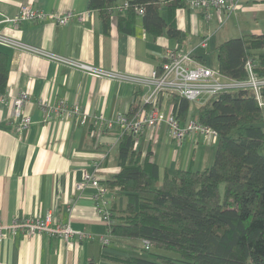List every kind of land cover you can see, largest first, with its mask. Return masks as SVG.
I'll return each mask as SVG.
<instances>
[{"label":"crops","instance_id":"obj_1","mask_svg":"<svg viewBox=\"0 0 264 264\" xmlns=\"http://www.w3.org/2000/svg\"><path fill=\"white\" fill-rule=\"evenodd\" d=\"M21 4L75 15L65 25L34 20L6 22L5 18L15 17ZM122 5L124 0L115 1L106 33L98 12L89 9L88 0H0V34L26 46L0 45L8 55L6 92L0 96V220L7 224L15 217H39L49 212L53 223H68L78 232L68 239L45 233L30 237L21 233L7 235L0 241V264H114L102 253L129 255L104 248L102 236L107 228L95 206V190L89 186L77 189L86 169L102 182L119 171V128L97 131L92 136V115L114 118L119 113L128 115L132 103L136 110L142 107L141 97L147 86L140 80L158 69L168 49L189 53L201 63L207 60L205 51L210 43L216 49L226 39L264 33V0H240L228 14L215 7H177L179 39L166 34L152 37L139 16L132 34L120 32L117 13ZM161 14L166 17L165 8ZM78 15L84 19L79 21ZM206 36L204 48L199 42ZM49 54L121 76H94L56 62ZM20 92L28 93L29 98L20 115L15 116L12 99ZM42 102L52 106L62 102L68 108L78 104L88 119L79 124L75 116L66 114L47 120V107ZM159 104L164 111H170V98L163 97ZM24 116L31 122L20 129L18 123ZM150 133L147 128L138 137V150L141 158L147 156L159 165L161 174L193 169L195 155L206 164L210 149L214 147L215 151V146L205 143L200 135L175 142L164 124L154 132V140ZM108 198L111 202L113 193Z\"/></svg>","mask_w":264,"mask_h":264},{"label":"trees","instance_id":"obj_2","mask_svg":"<svg viewBox=\"0 0 264 264\" xmlns=\"http://www.w3.org/2000/svg\"><path fill=\"white\" fill-rule=\"evenodd\" d=\"M115 1L88 0L106 33ZM124 1L127 6L117 13L120 32L132 34L139 16L152 37L179 39L175 9L187 6L183 0ZM247 61L255 75L264 76V33L241 34L216 46L214 68L222 75L246 79ZM7 62V53L0 49V96L6 92ZM260 94L264 100V87ZM170 100L181 121L190 118V101L177 95ZM136 109L132 103L128 118ZM193 115L217 132L210 166L161 174L156 162L132 148L136 135L123 131L117 142L119 171L105 181L118 187L109 204L112 221L106 233L116 239L147 240L150 248L179 257L150 253V248L142 250L151 258L103 252L113 263L264 264V105H258L252 91L237 90L213 95Z\"/></svg>","mask_w":264,"mask_h":264},{"label":"built area","instance_id":"obj_3","mask_svg":"<svg viewBox=\"0 0 264 264\" xmlns=\"http://www.w3.org/2000/svg\"><path fill=\"white\" fill-rule=\"evenodd\" d=\"M183 1L190 8L207 9L209 7H215L224 11L225 14L232 13L240 2V0ZM126 6L127 3L124 1V5L120 8ZM138 11H143V8L138 7ZM74 15L75 14L72 12L59 13L40 8H33L29 4H21L15 17L5 18V21L19 24L24 20H34L65 25ZM83 19V15H78L79 21H82ZM208 37L209 36H206L199 42L201 47H207ZM0 45L26 48V46L18 44L16 41L6 38L1 34ZM49 57L56 62L67 64L72 68H77L94 76H121L120 74L106 72L105 70L94 67L91 64L71 60L58 54H49ZM159 66L160 67L157 70L152 72L150 77L140 80V82L147 86V89L141 97L143 106L136 111V114L132 118H128L124 113H119L114 118H107L101 114H94L92 117L95 128L92 131V136H95L94 134H96L97 131L102 132V130H111L117 126L120 134L123 131H131L136 135L132 148L138 150V137L144 132V130L147 128L150 129L151 133L149 137L154 140V132L164 124L171 139L177 143H180L187 137L194 138L195 136L200 135L205 143L208 145H215L218 135L213 128L201 124L194 115L186 121H181L178 118L176 111L173 109V106L171 105L170 111L166 112L161 108L159 104L160 100L163 97L170 98L172 95H177L192 102L200 98V103H203L218 93L250 90L254 93L258 105H264V100L260 94V89L264 87V76L255 75L251 69L249 61L245 64L248 76L243 80L233 79L222 75L216 68L204 63L196 62L193 59V56L189 53H180L174 49H168L165 52L164 61L161 62ZM28 98V93L20 92L12 99V112L15 116L20 115L21 108ZM42 106L47 107L45 115V119L47 120H50L54 115L63 116L66 114L75 116L77 122L80 124L85 123L88 119V114L78 104H74L68 108L62 102L55 106L42 102ZM51 109L52 112H50ZM30 122V117L24 116L20 119L18 127L20 129L26 128ZM88 186L95 190L93 197L96 201L95 206L97 211L101 213L103 223L108 227L112 221L109 211L110 200L108 195L110 193L114 194V191H116L118 187H110L106 182L99 180L93 171L86 169L83 171L82 180L77 183V189L83 190ZM18 233L28 237L45 233L50 236H60L68 239L70 235L78 232H75L68 223H53L52 215L49 212L39 217H15L7 224L0 220V241L7 235L14 236ZM109 242L110 239L107 233L106 236L102 238V244L106 245ZM141 242L143 248H150V244L147 240H141Z\"/></svg>","mask_w":264,"mask_h":264},{"label":"rangeland","instance_id":"obj_4","mask_svg":"<svg viewBox=\"0 0 264 264\" xmlns=\"http://www.w3.org/2000/svg\"><path fill=\"white\" fill-rule=\"evenodd\" d=\"M231 20H233V19H230V21ZM232 25L236 26V23L234 22ZM215 51H216V49L210 43L209 49L207 51H205L206 54H208V57L206 58L207 60L204 64H207L208 66L215 67V65H216V52ZM200 101H201L200 98H198L196 101H193V102L190 101L188 117H191L194 113H196L197 107H198V105H200ZM63 116H65V115H63ZM213 146H215V145L213 144ZM213 154H214V147L212 149H210V159L208 160V162H206V164H203L200 161L199 157L197 155H195V164L193 166V169H195V170L196 169H203L205 167L210 166L213 162ZM221 189H222V185H221ZM106 234L103 235L102 238H104L106 236ZM110 238L111 237L109 236V239ZM125 242H129L130 245H128ZM104 248L107 250L119 251L120 253H126L129 255L131 254V255H135V256H139V257H149V258L153 257V255L142 250L143 247H142L141 240L125 239L124 241H122V243H118L117 239L113 238L110 243H108L107 245L104 246ZM149 252L154 253V254H162V255H170L172 257H179L178 253L167 250V249L152 248L151 247Z\"/></svg>","mask_w":264,"mask_h":264}]
</instances>
